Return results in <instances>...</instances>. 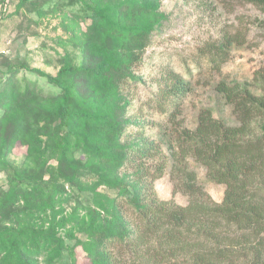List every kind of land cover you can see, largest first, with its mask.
I'll list each match as a JSON object with an SVG mask.
<instances>
[{
	"label": "trees",
	"instance_id": "16d2710c",
	"mask_svg": "<svg viewBox=\"0 0 264 264\" xmlns=\"http://www.w3.org/2000/svg\"><path fill=\"white\" fill-rule=\"evenodd\" d=\"M75 1L77 11L37 9L41 23L58 12L55 74L26 63L0 68V264H264V68L249 82L215 85L236 124L204 107L193 128L175 126L190 82L165 68L153 100L168 127L132 112L124 91L141 77L163 18L158 0ZM243 1L264 12V0ZM241 39L226 34L199 51L220 73ZM22 67L59 90L18 78ZM17 146L26 148L20 161ZM163 146L186 205L154 190L170 165ZM188 157L207 181L225 185L221 202L187 168Z\"/></svg>",
	"mask_w": 264,
	"mask_h": 264
},
{
	"label": "rangeland",
	"instance_id": "374dc122",
	"mask_svg": "<svg viewBox=\"0 0 264 264\" xmlns=\"http://www.w3.org/2000/svg\"><path fill=\"white\" fill-rule=\"evenodd\" d=\"M20 2V8L17 5ZM58 2V3H57ZM158 10L163 18L152 32L151 43L143 53L141 64L137 68L141 76L131 81L124 91L130 101L132 112H142L144 117L162 122L165 115L156 110L154 95L158 81L165 68L179 72L189 80L191 91L180 106L176 127L193 128L197 122L200 109L209 107L214 117H224L230 124H236L230 105L215 89L218 81L249 82L254 73L264 68V12L255 4L243 0H158ZM59 4L64 11H77L80 3L75 0H0V68L4 64H24L28 68H39L55 74L58 69L56 51L63 48L58 42V35L64 37L58 24L57 11L48 13L41 22L37 9L49 10ZM85 26V25H83ZM238 34L241 43H233L229 50V59L223 64L220 73L212 71L207 60L199 51L206 42L218 40L222 36ZM79 62V53L69 47ZM25 76L28 80L47 93H56L57 86L48 83L45 77L33 71L21 68L18 78ZM177 122V121H176ZM158 126L151 134H157ZM25 146H17L12 157L20 161L25 153ZM162 159L168 160L165 173L155 179L154 190L159 198L172 200L176 204L186 205L188 196L182 191L174 190L169 152L162 147ZM160 160L155 157L146 162L155 165ZM186 166L197 173L199 183L210 197L221 202L225 185L207 181L205 168L198 165L192 157L186 160ZM5 177L0 172V186H4ZM79 260L81 251L77 248Z\"/></svg>",
	"mask_w": 264,
	"mask_h": 264
},
{
	"label": "built area",
	"instance_id": "2783aa9c",
	"mask_svg": "<svg viewBox=\"0 0 264 264\" xmlns=\"http://www.w3.org/2000/svg\"><path fill=\"white\" fill-rule=\"evenodd\" d=\"M0 16H1V13H0Z\"/></svg>",
	"mask_w": 264,
	"mask_h": 264
}]
</instances>
